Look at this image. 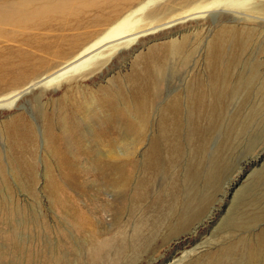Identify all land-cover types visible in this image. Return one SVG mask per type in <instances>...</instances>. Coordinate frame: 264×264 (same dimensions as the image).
<instances>
[{"label":"rangeland","instance_id":"rangeland-1","mask_svg":"<svg viewBox=\"0 0 264 264\" xmlns=\"http://www.w3.org/2000/svg\"><path fill=\"white\" fill-rule=\"evenodd\" d=\"M156 14L161 24L173 12ZM220 22L242 41L209 44ZM253 23L212 12L117 50L98 74L0 107V264H264V21L243 28ZM176 31L188 35L179 51L130 80L137 57ZM137 83L146 100L133 99ZM113 146L130 151L129 174L102 175Z\"/></svg>","mask_w":264,"mask_h":264},{"label":"bare ground","instance_id":"bare-ground-1","mask_svg":"<svg viewBox=\"0 0 264 264\" xmlns=\"http://www.w3.org/2000/svg\"><path fill=\"white\" fill-rule=\"evenodd\" d=\"M133 1L135 0H0V44L11 45L7 48L8 55L2 54L3 52L0 53V107L13 108L22 95L24 96L25 93L34 89L58 88L62 85L63 79L69 77L70 74L75 75L78 80L93 76L114 57L113 55L117 50L121 48L132 49L142 38L167 27L177 26L180 23L183 25L191 21L199 23V21L206 20L212 12L225 13L234 19L254 22L252 26H243L246 30L261 28L260 24L256 22L264 21V0H142L137 7L129 10L112 26L106 27ZM163 8L173 12V15L159 24L156 12ZM87 10L98 12L86 15ZM230 25L220 22L209 44H215L214 46L220 50L223 47L222 44H226L229 39H238L237 41L241 42L242 36H237L235 34L238 33L235 32L236 27L231 28L232 25ZM74 27L77 28L72 31ZM179 33L180 31L174 32L172 38L161 43H155L149 47L145 54L138 56L135 65L142 64V66L136 67L134 65L129 74V79L134 80V82L138 81L148 65L158 64L170 48L176 47V51H179L177 47H181L188 38L187 34ZM37 35L41 37L33 40ZM28 36L32 39L27 41L22 39ZM90 42L92 44L83 48L76 59L77 61H70L78 53L79 44L83 47ZM172 54L174 53L172 52ZM68 61L70 63L59 71L55 69ZM217 76H220L221 79L226 77L221 73ZM226 79L224 78V80ZM237 84V88L240 89L241 79ZM140 88L137 83L136 90L139 93L135 94L133 99L146 100L143 93L140 95L142 92ZM6 90H9L8 94L1 95ZM124 100L125 113L130 114L129 107L132 99ZM68 115H72L71 111ZM9 124L16 130L17 126L24 125V122L21 117H12ZM126 125L129 126L127 123ZM49 130L52 136L51 150L59 151L61 149L60 138L53 136L54 133L51 128ZM25 131H27L26 126L22 129V133ZM15 136H19V131ZM113 141L110 140L109 144L111 145ZM116 147L113 146L115 151L110 152V155L108 153L104 155L114 160L108 162L107 159V165L101 167L102 175H110L111 172L114 175H125L128 166H131L132 155L129 153L130 151L125 152L123 148L120 150L117 148L116 151ZM60 167L66 169L67 173L75 172L79 175L89 171L87 168L78 171L80 166L77 168L75 165H61ZM142 190V188L140 191L138 190L140 196L146 194ZM132 196L134 197V195ZM194 213L197 214V211ZM182 214L185 215L184 211L180 213V215ZM183 217L178 222L184 221ZM175 262L171 264H175Z\"/></svg>","mask_w":264,"mask_h":264}]
</instances>
